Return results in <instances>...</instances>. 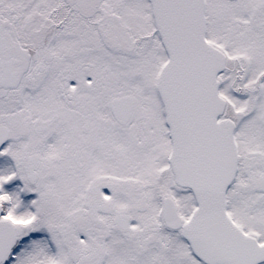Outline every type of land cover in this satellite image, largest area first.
Masks as SVG:
<instances>
[{
  "label": "snow or ice",
  "instance_id": "snow-or-ice-1",
  "mask_svg": "<svg viewBox=\"0 0 264 264\" xmlns=\"http://www.w3.org/2000/svg\"><path fill=\"white\" fill-rule=\"evenodd\" d=\"M0 264H264V0H0Z\"/></svg>",
  "mask_w": 264,
  "mask_h": 264
}]
</instances>
